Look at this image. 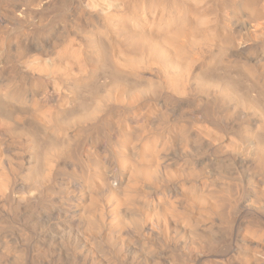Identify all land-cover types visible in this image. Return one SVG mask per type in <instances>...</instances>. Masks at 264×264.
Segmentation results:
<instances>
[{
    "label": "bare ground",
    "instance_id": "1",
    "mask_svg": "<svg viewBox=\"0 0 264 264\" xmlns=\"http://www.w3.org/2000/svg\"><path fill=\"white\" fill-rule=\"evenodd\" d=\"M249 8L0 0V264H264Z\"/></svg>",
    "mask_w": 264,
    "mask_h": 264
},
{
    "label": "rangeland",
    "instance_id": "2",
    "mask_svg": "<svg viewBox=\"0 0 264 264\" xmlns=\"http://www.w3.org/2000/svg\"><path fill=\"white\" fill-rule=\"evenodd\" d=\"M246 1L250 4V8L247 10L248 15L250 16V22L249 25L244 26L243 24L244 16L243 15L240 16V18L237 20V22L239 21L238 24L236 22V25L238 27V28L236 27L237 28L236 31L239 32L241 36H246L249 40L252 39L251 41L257 43V41H259L260 38L264 39V0H246ZM219 30L223 34L227 29L225 27H222ZM229 66L230 65L226 63L221 64L218 61L206 59V68L204 72H206L211 68L213 71H217V72L225 71L227 74L228 73L227 70L234 71L233 69H228L227 67ZM249 89L250 91L248 93V96H252L249 97V99H251L250 107L252 108L250 109L249 107H246L247 108L246 112L250 114L251 113L250 111H252V113L248 117L252 118L250 119L252 121L254 118V121L251 123L252 124L254 123V125H256L255 123H257L258 121L259 115L262 116V118L264 119V92L263 90H259V89L256 91V88L255 89L248 88V90ZM258 91H262V92H258ZM260 119L261 118H259V120Z\"/></svg>",
    "mask_w": 264,
    "mask_h": 264
}]
</instances>
